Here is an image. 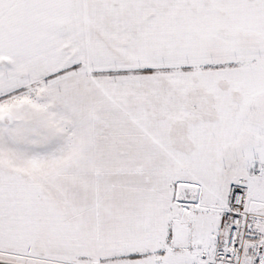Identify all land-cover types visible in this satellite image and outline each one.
I'll return each mask as SVG.
<instances>
[{
	"label": "snow or ice",
	"instance_id": "6c2138e0",
	"mask_svg": "<svg viewBox=\"0 0 264 264\" xmlns=\"http://www.w3.org/2000/svg\"><path fill=\"white\" fill-rule=\"evenodd\" d=\"M0 264H264V0H0Z\"/></svg>",
	"mask_w": 264,
	"mask_h": 264
}]
</instances>
